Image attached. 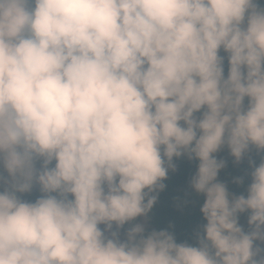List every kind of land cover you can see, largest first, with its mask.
<instances>
[{
  "label": "clouds",
  "instance_id": "9594fccd",
  "mask_svg": "<svg viewBox=\"0 0 264 264\" xmlns=\"http://www.w3.org/2000/svg\"><path fill=\"white\" fill-rule=\"evenodd\" d=\"M224 146L264 153L260 0H0V264H264V159L230 198ZM185 155L199 246L121 240Z\"/></svg>",
  "mask_w": 264,
  "mask_h": 264
},
{
  "label": "trees",
  "instance_id": "16d2710c",
  "mask_svg": "<svg viewBox=\"0 0 264 264\" xmlns=\"http://www.w3.org/2000/svg\"><path fill=\"white\" fill-rule=\"evenodd\" d=\"M260 3L261 6H264V0H260ZM220 55L225 57V76H227V54L221 50ZM215 157L225 162V167L218 174L217 182L227 186L230 198L232 195L246 196L247 188L251 183L252 166L250 161H253L258 166L264 159V153H260L255 147H252L243 159L237 163L228 147L224 146L215 154ZM173 163L175 169H169L167 179L162 181L165 185L163 191L154 193L158 197L157 202L148 215L138 217L135 221L124 225L120 229L113 225V231H119L121 240L126 238V233L132 226L142 224L145 227V235L153 231H168L175 237L177 243L199 246L198 235H204L203 229L206 224L201 211L206 201V196L195 191L192 187V180L198 172L200 162L197 159H189L185 155L180 158H174ZM0 174L7 176L2 167H0ZM237 178H242L243 183H236L235 180ZM2 190L0 188V191ZM41 195L39 187L36 186L31 193L21 194V198L34 202ZM248 215V213H244L239 217V223L246 232L249 231ZM262 244L264 245L260 241L255 242L257 247Z\"/></svg>",
  "mask_w": 264,
  "mask_h": 264
},
{
  "label": "rangeland",
  "instance_id": "374dc122",
  "mask_svg": "<svg viewBox=\"0 0 264 264\" xmlns=\"http://www.w3.org/2000/svg\"><path fill=\"white\" fill-rule=\"evenodd\" d=\"M100 227H101L102 230H104L106 226L105 225H101ZM106 235H110V233H107L106 232ZM124 239H126V238H124ZM259 247L264 248V245L263 244L262 245H259Z\"/></svg>",
  "mask_w": 264,
  "mask_h": 264
}]
</instances>
